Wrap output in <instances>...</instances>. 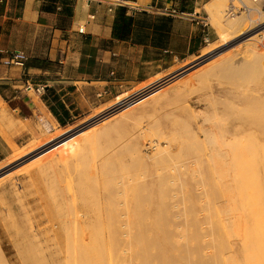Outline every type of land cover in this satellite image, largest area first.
Here are the masks:
<instances>
[{
	"label": "rangeland",
	"instance_id": "obj_1",
	"mask_svg": "<svg viewBox=\"0 0 264 264\" xmlns=\"http://www.w3.org/2000/svg\"><path fill=\"white\" fill-rule=\"evenodd\" d=\"M60 1L65 4L69 10L74 0ZM196 1L197 3H195V0H187V4L188 6L192 5V7L196 6L195 9L201 11L199 19L209 26L210 34L209 38L203 42L201 48L195 54L174 61L166 68H156V72L143 80L139 79L134 82L123 83L120 90L112 94L108 99L96 96L95 101L89 105L90 108L83 110V113L78 116L76 113L79 112V110L73 109L75 104L71 103L69 98H61L53 88L49 87L46 89L44 86V90L40 94L43 98H47L46 102L54 106L55 110L59 113L63 112V110L67 111L66 115H61L65 121L64 125H61L58 120L56 123L50 118L47 119L45 116H40V120L35 123V128L31 129L29 126H26L30 134H28V138L25 142H18L17 144L13 140V136L18 135L19 132L22 131V128L16 126L11 114L5 111L0 104V132L5 136L11 146V152L7 156L0 158V264H62V262L63 264H69L67 262H70L69 259L71 257L69 256H71L72 253L67 254L69 250L67 237H69L70 234L72 236L74 235L72 230H74V233L75 230H77L73 228V224H75V227L76 225L81 226L82 223V226H87V224H94L95 220H97L96 224L98 222L101 223V220L106 218L105 221L109 224V233H116V238H119V244L122 246L119 245V248L125 249L122 253L120 251L121 258L125 255L127 256L128 250L124 247H126L125 240L128 236H126L125 233H127V231L129 233L132 230L129 228L128 222L133 218V215H130L131 213H129L130 211L126 203L132 198L130 196L137 191H134V188H138L140 190L139 194L143 197L140 215L143 217V224L145 227L148 228L153 214H151V211L155 210V212L157 214L160 213L163 220L166 221L165 227L168 228L167 232L169 234L174 236L179 231L183 230L187 236L193 233H195V235L197 233L200 237L202 236L199 241L188 243L190 259L194 261L195 258L201 257L205 261L211 262L212 246L209 245H211L210 235L212 237L214 234L212 233L213 230H216L214 224V220L217 217L216 207H224L227 202L226 196L224 198L222 195L223 192L229 193L231 196V203L233 200L238 204L242 203L241 201H250L256 205L257 195L253 194L249 197L242 180L236 183L231 182L232 175L228 181V173H225L227 172V167L225 164H222L220 167L219 162L224 159L231 161L230 159L232 158L230 162L231 173H234V169L238 167L241 174L242 167L237 166L235 161L238 160L236 159L237 157L242 158V155L238 154L237 157L234 158L236 156L235 149H239L240 151L245 150L244 147L239 148V140L242 138L245 144H252L255 141V143H253L254 148L258 147V139L262 138L264 141V133L262 131L264 130V119L260 118L264 113H262V115L257 113L259 116H254L255 113L254 115L250 114L251 111L253 112L252 109L256 108L257 101H259L257 102L258 105L260 103L259 109L264 107V102L262 103L264 99L261 101V98H264V59L259 55H253L254 57L256 56V59L249 56L252 60L249 57H247V59L249 58L250 60H242V58L245 59V56L241 50L243 49L244 42L248 41L246 38L256 35L255 37L257 40L255 43L259 47V53L262 52L261 50L264 51V0H251L252 4H249L250 0H242L247 3V8H239L241 5L239 0ZM231 1L237 8L236 13L232 16L242 15L246 19L248 17L253 19V21L247 19L248 23L246 24H252L249 26L251 28L248 31L240 32L241 30H238V28V32L237 30L234 32L233 29L235 28L230 27V25L228 26L231 20L230 17L232 16L226 15L225 11ZM110 2L114 4L120 2L118 7L125 6V8H128V6H144L124 0H110ZM255 7L256 9L258 8L259 12ZM147 18L148 21H152L153 17L150 16ZM220 26L228 28L221 33L218 30ZM233 34L237 35L233 36ZM222 36H225V38L229 37L228 39H230V37L233 38L227 40L226 43ZM234 37H237V40ZM220 41L222 43H220ZM215 43H218V45L215 46ZM213 44L214 46H212ZM235 50H238V52ZM207 52H212L213 54L205 57L204 55ZM233 53L238 56H233ZM231 54L235 57V60L233 59L231 61ZM223 55L225 58L227 56L226 60L229 59L227 60L228 68L223 65V70H225V68L228 69L225 70V75L224 72H222L223 70H221V74L219 69V72L217 70L207 75V77L209 76L212 78L204 77L203 80L197 78V72L200 68L202 69L209 63H212L211 61L223 57ZM238 57L242 64L235 68V66L239 64ZM259 59H261V61ZM229 63H233L232 66ZM224 64L226 63L224 62ZM252 66H254L257 71L254 70ZM256 66H259V69ZM220 67L221 69L223 68L222 66ZM238 67H242L243 69H239ZM246 68H252L251 72L254 71L255 75L253 72L251 75H254L253 77L256 76V79L254 78L252 81L253 78L248 76V71L250 69L247 71ZM170 79L176 80L173 81ZM244 80H246V82ZM240 81H243V83H240ZM167 83L169 86H167ZM40 84L44 83L40 82ZM157 85L160 87L163 86V89H161L162 93L159 91V94H156L155 97H151L153 99L149 98V104L147 102L143 105L140 103L141 105L136 104L135 107L132 106L133 110L129 108V110L117 112L118 115L116 114L117 116H115L113 120L110 119L112 120L110 121V125L112 126L113 124V126L111 127L108 125L107 127L109 128L104 127L107 128L109 132L101 127V123L110 118L108 117L106 119L104 117L105 114H107L105 112L113 109L114 107H111L115 105L116 101L124 99L125 97L128 99L133 98L141 93L142 89L144 91ZM211 99L214 104L210 103ZM231 99L232 101L234 100V102L231 101V103H227V106L226 101L229 102ZM150 100H153L152 102L154 104ZM253 100L255 101L254 104H252L254 102ZM233 103L237 107L239 105L244 107L248 105V108L245 107L247 109H250L249 106L251 105L255 106H252L251 111L243 110L245 111L243 115L239 113L242 112V107L239 106V108H237L235 105L233 106ZM229 104H232L233 107H230ZM235 107L239 110H236ZM259 109L257 112H259ZM96 110L98 112L99 110L101 111L98 114H94ZM247 111L248 116H245ZM261 111L263 110H260L259 113H261ZM258 117L260 119H258ZM258 121L263 123L261 124L260 122L257 124ZM254 123L255 127L260 124L259 127H261V130L259 127L256 128L257 131L260 130L263 137L259 134V131L258 135L261 137L255 133L256 128L253 131ZM42 126L43 130L41 132ZM223 126L227 133L223 130ZM97 127L98 130L102 128L103 131H106V134L103 132L105 136L108 133L110 135L108 134V137H105L103 133H101L102 130H99L100 133H94L89 137L88 134L91 133L90 130H92L93 133L97 130ZM111 128H114V130H111ZM242 129L244 131L246 129V137ZM60 130H62V132ZM250 130L256 135H253ZM44 132L47 134H44ZM74 134L78 135L75 136ZM69 135L72 137L75 136L72 140H80V137L83 138L79 141L78 145L80 146L77 144H75L77 146L73 145L71 152L68 150L70 149L69 143H67L66 146L65 144H61L64 140H68V138L71 137ZM247 135H250L248 137L249 139L252 137V142H250L251 140L247 141ZM50 136L52 138H50ZM33 137L34 139H38L35 141ZM235 137L236 139H240L237 141ZM253 138H257V142L256 139L254 140ZM242 139L240 141H242ZM234 140L237 142L235 143ZM31 141H35L38 145L40 144V147L38 145H36V148L33 147L35 144L32 146ZM41 141L43 142L42 144ZM108 141L110 143H108ZM263 141L261 145L264 144ZM243 142L242 144L244 145ZM135 143L139 151L135 149ZM237 143L239 144L237 145ZM28 144L32 147L30 146L31 148L27 152L25 148H27ZM60 144L65 147H62ZM232 144H236L234 146L236 148H234ZM59 146L61 147L59 148ZM41 147L43 149H41ZM233 150L235 152H233ZM138 153H141V155L139 156ZM16 154H20L19 157ZM60 154H64L63 157H60ZM36 155L40 156L38 157ZM13 156H15L14 159ZM25 156L26 158H24ZM34 157H36L37 161ZM47 157V162L50 164L48 163L47 165L46 161L40 162L39 164L38 161L47 159ZM137 160L143 162L139 163ZM154 160H160L161 162H156ZM242 160L244 159L242 158ZM35 162H37V165ZM109 162L110 164H108ZM22 163H24L25 166ZM155 163H157V165ZM258 164L261 165L262 163ZM23 166L24 168H22ZM242 166L245 165L242 164ZM189 167H191V169ZM20 168H22V170ZM243 168L245 169V167ZM259 168H257L259 179L258 182L255 183L256 185L259 184L262 179L259 174ZM89 171L93 172L89 173ZM244 171L242 173H244ZM88 178L91 179V181ZM210 183L213 189H211ZM151 185L154 186L153 188H155V185L159 188V208L158 205L151 204L149 200V189ZM209 188L210 190H208ZM154 190L156 191V189ZM107 192L109 194H107ZM110 200H112L114 204L113 210L109 209ZM223 212L224 211L220 212L222 216H224V214L227 215V212L224 214ZM213 215L215 218L212 217ZM78 222H80V224H78ZM80 226H78V228ZM195 226L199 229L197 232ZM197 226H200V228ZM81 229L83 228L80 227L78 231ZM86 229L84 228L83 232L81 231L84 237L83 239L82 234L78 233V237L80 239L81 236L83 243H85L87 238H91L89 230V232L87 231V233H85ZM84 233L86 235L89 233L90 236L86 238ZM109 233H106V235ZM63 235H66V239ZM192 236H194V234ZM233 237L237 239V235L235 237L233 234V236H231L232 240H234ZM70 238L72 237L70 236ZM66 241L68 243H66ZM184 241V238L178 240L177 246L179 249L184 247ZM88 243H90V241L88 242L87 240L86 244ZM70 248L72 251L74 250L72 247ZM71 250H69V252H72ZM65 260L67 262H65ZM154 264H157V262ZM175 264H183V261L177 260Z\"/></svg>",
	"mask_w": 264,
	"mask_h": 264
},
{
	"label": "crops",
	"instance_id": "obj_2",
	"mask_svg": "<svg viewBox=\"0 0 264 264\" xmlns=\"http://www.w3.org/2000/svg\"><path fill=\"white\" fill-rule=\"evenodd\" d=\"M124 1L144 5L128 6L126 13L138 20L145 13L156 25L137 24L128 38L120 39L112 34L119 4L110 0H74L70 12L60 0H0V104L22 128L13 136L17 144L25 142L26 126L35 128L40 116L57 123L47 98L35 91L40 82L69 98L78 116L96 96L110 98L123 83L143 80L195 54L209 38V26L199 19L196 6L187 4L192 10L180 11L181 0ZM81 25L84 33L77 31ZM13 49L28 56L23 66L2 63L4 52ZM10 152L0 132V158Z\"/></svg>",
	"mask_w": 264,
	"mask_h": 264
},
{
	"label": "bare ground",
	"instance_id": "obj_3",
	"mask_svg": "<svg viewBox=\"0 0 264 264\" xmlns=\"http://www.w3.org/2000/svg\"><path fill=\"white\" fill-rule=\"evenodd\" d=\"M237 1V0H236ZM239 1H241L242 3H245V2H243L242 0H239ZM245 1H247V0H245ZM249 2V1H248ZM247 3H245V5H246ZM249 4H252V2H251V0H250V3ZM255 6V5H254ZM257 6V5H256ZM246 7H247V5H246ZM251 7V6H250ZM255 9H256V7H255ZM260 9V8H259ZM257 11H258V8L256 9ZM255 10V11H256ZM259 12V11H258ZM249 14H251V13H249ZM262 15V14H261ZM250 16V15H249ZM264 16V15H263ZM253 17V16H252ZM255 17V16H254ZM258 17V16H257ZM231 18V20L229 21V23L230 24H228V26L230 25V27H232V28H235V29H233L234 30V32H235V30H237L238 28V30H241L240 32H244V31H248L251 27H249L250 25H252V24H246V23H248L247 21L248 20H252L253 21V19H251L250 17H248L247 19L245 18V17H243L242 15H237V16H232V17H230ZM255 21V20H254ZM257 21H258V19H257ZM254 23V22H253ZM217 25V24H216ZM220 25V24H219ZM263 25V24H262ZM259 26V25H258ZM255 27H256V24H255ZM226 28H228V27H224V26H220L219 28H218V30L221 32V33H223L224 32V30H226ZM238 30H237V32H238ZM231 31V30H230ZM236 32V33H237ZM259 32H260V30H259ZM250 33V32H249ZM248 33V34H249ZM244 34V33H243ZM247 34V33H246ZM252 34V33H251ZM254 34V33H253ZM257 34H258V32H257ZM222 35V34H221ZM224 35V34H223ZM235 35H237V34H233V36H235ZM245 35V34H244ZM226 36V35H225ZM225 36H222V38H223V40H224V42H226L227 43V40H230L231 38H233V37H230V39H228L229 37H226L225 38ZM229 36V35H228ZM239 36V35H238ZM249 36V35H248ZM256 36V35H255ZM249 37V38H246V40H248V41H246V42H244V44H243V49H241V48H239V49H241L242 50V53H243V55L245 56L244 58L245 59H243L242 58V60H250L251 59V57L254 59H256V56L254 57L253 55H259V56H261V58L262 59H264V51L263 50H261L262 52H260L259 53V47H258V45L255 43V41L257 40V38L256 37ZM244 37V36H243ZM242 37V38H243ZM235 38V37H234ZM237 38V37H236ZM235 38V39H236ZM245 38V37H244ZM222 40V39H221ZM234 40V39H233ZM237 40V39H236ZM235 40V41H236ZM241 40V39H240ZM250 40V41H249ZM252 40V41H251ZM234 41V42H235ZM238 41H239V39H238ZM229 42V41H228ZM242 42V41H241ZM220 43H222L221 41H220ZM230 43V42H229ZM242 44V43H241ZM218 45V43L216 44L215 43V46H217ZM220 45H222V44H220ZM230 45V44H229ZM229 45H227V46H229ZM240 45V44H239ZM212 46H214V44L212 45ZM227 46H225V47H227ZM224 47V48H225ZM261 47V46H260ZM211 48V47H210ZM209 48V49H210ZM214 48V47H213ZM212 48V49H213ZM216 48V47H215ZM237 48H238V46H237ZM262 48V47H261ZM207 49V48H206ZM203 50V49H202ZM216 50V49H215ZM217 50H220V49H217ZM204 51H207V50H204ZM222 51V50H221ZM220 51V52H221ZM236 51V50H235ZM213 52V51H212ZM212 52H207V53H205V57H208V56H211V54H213ZM236 52H238V50L236 51ZM241 52V51H240ZM234 54V53H233ZM240 54V53H239ZM215 55H216V53H215ZM225 55V54H224ZM224 55H223V57H219L218 59H215L214 61H211L212 63H209L207 66H205V67H203L202 69L200 68L199 69V71L197 72V74H198V79L199 80H203V78L204 77H207V75L208 74H210V73H213V72H215V71H217L218 70V72H219V69H220V72H221V70H223L224 69V66L223 65H225L226 67H227V63H228V61L227 60H229V59H227L226 60V58H227V56H226V58L224 57ZM227 55V54H226ZM236 54H234L233 56H235ZM222 56V55H221ZM231 56V61L236 57V56H238V55H236L235 57H233L232 56V54L230 55ZM249 56H251V57H249ZM203 57V56H202ZM241 57H242V55H241ZM247 57H249L248 59H247ZM228 58H229V55H228ZM260 58V57H259ZM202 59V58H201ZM200 59V60H201ZM237 59H239V57L237 58ZM236 59V60H237ZM199 60V61H200ZM205 60V59H204ZM235 60V59H234ZM252 60V59H251ZM260 61H261V59H259ZM241 60L239 59V64L238 65H236L235 66V68L237 67V66H240L242 63L240 62ZM224 62L226 63V64H224ZM230 62V61H229ZM238 62V61H237ZM197 63V62H196ZM231 66H232V64L233 63H229ZM236 64V63H235ZM234 64V65H235ZM229 65V66H230ZM220 66H222L223 68L221 69V67ZM253 67V69L254 70H256L257 71V69L256 68H254V66H252ZM257 67V66H256ZM259 67V66H258ZM257 67V68H258ZM228 68V67H227ZM227 68H225V70H228ZM239 69L240 68H242V67H238ZM230 69V68H229ZM243 69V68H242ZM241 69V70H242ZM247 69V68H246ZM250 68H248L247 69V71L249 70ZM259 69V68H258ZM183 70H184V68H183ZM190 70V69H189ZM225 70H223L222 72H224V75L226 74L225 72ZM238 70V69H237ZM240 70V71H241ZM251 70H252V68L248 71V76L249 77H252L253 79H252V81L254 80V78L256 77H253L254 75H255V73H254V71H252L253 73H254V75H251ZM182 71V70H181ZM180 71V72H181ZM260 71V70H259ZM190 72V71H189ZM222 72H221V74H222ZM245 72H246V70H245ZM187 73V72H186ZM215 74V73H214ZM213 74V75H214ZM183 75V74H182ZM213 75H211V76H213ZM223 75V76H224ZM176 76V75H175ZM180 77V76H179ZM193 77H194V75H193ZM249 77H247V78H249ZM190 78H192V77H190ZM196 78V79H197ZM207 78H212V77H207ZM256 79V78H255ZM170 80H173V79H170ZM170 80H168V81H170ZM176 80V79H175ZM175 80H173V81H175ZM205 80H206V78H205ZM204 80V81H205ZM216 80V79H215ZM226 80V79H225ZM173 81H171V82H173ZM208 83H209V81L208 80H206ZM217 81V80H216ZM222 81H223V79H222ZM221 81V82H222ZM245 82H246V80H244ZM167 82V81H166ZM171 82H169V83H171ZM178 82V81H177ZM189 82V81H188ZM218 82V81H217ZM204 83V82H203ZM219 83V82H218ZM240 83H243V81H240ZM252 83V82H251ZM251 83H249V84H251ZM155 84V83H154ZM160 84V83H159ZM164 84V83H163ZM168 84V83H167ZM166 84V85H167ZM180 84V83H179ZM248 84V83H247ZM161 85H162V82H161ZM170 85H172V84H170ZM187 85V84H186ZM205 85V84H204ZM240 85V84H239ZM167 86H169V84L167 85ZM166 86V87H167ZM227 86H229V85H227ZM240 86H242V85H240ZM250 86V85H249ZM163 87V86H162ZM162 87H160L159 85H157V86H155V87H151V89L150 88H148V89H146V90H144L143 91V89L141 90L142 92L141 93H139L137 96H135V97H133V98H130V99H128V98H124V99H120L119 101H116L115 102V105L114 106H112L111 108H113V109H110L111 110V112H110V110L109 111H106L105 113H107V114H105V118L107 119L108 117H110L109 119H107L106 121H104V122H102L101 124H102V128L103 129H105L106 131H108L109 132V130H107V128H109V127H107L108 125H110V121H112L113 120V118L115 117V116H117L118 114H117V112H119V111H121V110H129V108L130 109H132L133 110V107L132 106H134L135 107V105L136 104H140V103H142V105L143 104H145V102H147L148 103V100H149V98H151L152 96H156V94H159L158 92L160 91L161 93H162V90L161 89H163ZM171 87V86H170ZM200 87V86H199ZM140 88V87H139ZM165 88V87H164ZM240 88V87H239ZM239 88H237L238 90H240ZM244 88V87H243ZM180 89V88H179ZM167 90V89H166ZM165 90V91H166ZM185 90V89H184ZM231 90V89H230ZM238 90H236L237 92H239ZM224 91V90H223ZM241 92V91H240ZM248 92V91H247ZM136 93V92H135ZM138 93V92H137ZM243 93V92H242ZM241 93V94H242ZM141 94V95H140ZM245 94V93H244ZM131 95H132V93H131ZM215 95V94H214ZM252 95V94H251ZM162 96V95H161ZM164 96H166V95H164ZM163 96V97H164ZM174 96V95H173ZM216 96V95H215ZM264 96V95H263ZM128 97V96H127ZM163 97H161V98H163ZM262 97V96H261ZM161 98H159V99H161ZM235 98V97H234ZM128 99V100H127ZM151 99H153V98H151ZM255 99V98H254ZM264 98L262 97L261 98V101L263 100ZM224 100H226V99H224ZM258 100H259V98H258ZM151 102L153 101V100H150ZM158 101V100H157ZM231 101H232V99L231 100H229V102L228 101H226V105H227V103H231ZM254 101V100H253ZM122 102V103H121ZM154 102H156V101H154ZM232 102H234V100L232 101ZM257 102H259V101H257ZM256 102V108L260 105V103H259V105H258V103ZM264 101H262V103H263ZM121 103V104H120ZM153 103V102H152ZM156 103H158V102H156ZM210 103H213L214 104V102H213V100L211 99V102ZM252 103V102H251ZM255 103V101L252 103V104H254ZM120 104V105H119ZM149 104V103H148ZM154 104V103H153ZM225 104V103H224ZM110 105V104H109ZM112 105V104H111ZM117 105V106H116ZM141 105V104H140ZM230 105V104H229ZM235 104L233 103V106H234ZM244 105V104H243ZM250 105V104H249ZM116 106V107H115ZM118 106H120V107H118ZM228 106V105H227ZM232 106V104L230 105V107ZM232 106V107H233ZM236 106V105H235ZM240 106V105H239ZM239 106L237 107V108H239ZM248 106V105H247ZM247 106H245V107H247ZM252 106L254 107L255 105H251V106H249L250 107V109H247V108H245L244 106H240V107H242V108H245V109H242L241 108V110H242V112H239V113H241V114H243L244 115V112L245 111H243V110H250L251 111V109H252ZM262 106V105H261ZM132 107V108H131ZM226 107V106H225ZM235 107V108H236ZM263 107V106H262ZM236 108V110H239V109H237ZM256 108H254V109H252L253 110V112L251 111L250 112V114H253L254 115V113H255V115L254 116H259V115H262V113H264V107L262 108V109H259L260 108V106L258 107V109H259V112H260V110H263V111H261V113H259V112H257L258 111V109H257V111H256ZM103 109V108H102ZM234 109V108H233ZM232 109V110H233ZM106 110V109H105ZM101 110H99V112H100ZM103 111V110H102ZM97 110L95 111V113L94 114H98L99 113ZM109 112V113H108ZM247 113H248V111L246 112V115L245 116H248L247 115ZM257 113L259 114V115H257ZM117 114V115H116ZM253 116V117H254ZM263 116V117H262ZM262 116H260V118H263L264 119V115H262ZM99 117V116H98ZM103 117V118H104ZM251 118H252V116H251ZM257 118V117H256ZM259 117H258V119H260ZM100 119H101V117H100ZM110 119H112V120H110ZM179 119V118H178ZM253 119V118H252ZM251 119V120H252ZM99 121V120H98ZM102 121V120H101ZM227 121V120H226ZM264 121V120H263ZM94 122V121H93ZM251 122V121H250ZM261 121H258L257 122V124L258 123H260ZM43 123V122H42ZM96 123H97V121H96ZM95 123V124H96ZM263 122H261V124H262ZM90 124H92V123H90ZM252 124V123H251ZM33 125V124H32ZM40 125H42V124H40ZM94 125V124H93ZM96 125H98V124H96ZM96 125H94V126H96ZM263 125H264V123H263ZM39 126V125H38ZM38 126H37V128H38ZM45 126V125H44ZM92 126V125H91ZM111 126V125H110ZM112 126H113V124H112ZM111 126V127H112ZM246 126H248V125H246ZM250 126H252V125H250ZM249 126V127H250ZM259 126H260V124H259ZM259 126H257L256 125V127H259ZM32 127V126H31ZM104 127H107V128H104ZM227 127V126H226ZM249 127H246V128H249ZM253 131L255 130V123L253 124ZM264 127V126H263ZM262 127V128H263ZM48 128V127H47ZM81 128V127H80ZM86 128H87V126H86ZM89 128V127H88ZM93 128V127H92ZM91 128V129H92ZM95 128V127H94ZM102 128H100L99 130L101 131V133H103V132H105V134H106V131H103V129ZM242 128H244V127H242ZM252 128V127H251ZM260 128V130H261V127H259ZM49 129V128H48ZM96 129V128H95ZM94 129V130H95ZM225 128H224V126H223V130H224ZM42 130H43V126H42V128H41V132H42ZM82 130V129H81ZM85 130V129H84ZM90 130V129H89ZM99 130H98V127H97V130L96 131H94L93 133H92V130H90V134H88V136L90 137L92 134H94V133H97V132H99ZM111 130H114V128H111ZM110 130V131H111ZM151 130V129H150ZM149 130V131H150ZM226 130V129H225ZM224 130V131H225ZM243 130V129H242ZM260 130H258L259 132H260ZM45 131V130H44ZM61 132H62V130H60ZM80 131V130H79ZM78 131V132H79ZM223 131V132H224ZM244 131V130H243ZM251 131V130H250ZM253 131H251V133H253V135H256L255 133H257V135H258V131H257V128H256V131H255V133L253 132ZM263 131V133H264V130H262ZM45 132H48L47 130L45 131ZM44 132V134H47V133H45ZM56 132V131H55ZM64 132V131H63ZM80 132H82V131H80ZM107 132V133H108ZM113 132H115V131H113ZM226 132V131H225ZM245 132H246V129H245V131H244V136L246 135L245 134ZM57 133V132H56ZM60 133V132H59ZM86 133H88V132H86ZM100 133V132H99ZM227 133V132H226ZM250 133V134H251ZM53 134V133H52ZM65 134H66V132H65ZM83 134V133H82ZM109 134V133H108ZM107 134V135H108ZM248 134H249V132H248ZM260 135L262 134L261 132L259 133ZM56 135V134H55ZM54 135V136H55ZM58 135V134H57ZM62 135V134H61ZM72 135V134H71ZM71 135H69V136H71ZM75 136H77L76 134H74ZM84 135V134H83ZM97 135V134H96ZM103 135H104V133H103ZM105 136V137H108V136ZM110 135V134H109ZM252 135V134H251ZM252 135V136H253ZM260 135H258L259 137H261ZM42 136H43V134H42ZM63 136V135H62ZM68 136V135H67ZM73 136V135H72ZM70 137V138H68V140L66 139V140H64L61 144H65V146H66V144L67 143H69L68 145H69V148L70 149H68L70 152H71V149H72V147H73V145H75V144H79V141L81 140V138L82 137H80V140L79 139H77V140H72V139H74V137ZM94 136V135H93ZM244 136H241V137H244ZM250 136V135H249ZM248 135H247V138L249 137ZM258 136H257V138H258ZM45 137V136H44ZM56 137H58V136H56ZM246 137V136H245ZM263 137V136H262ZM50 138H52L51 136H50ZM55 138V137H54ZM60 138H61V136H60ZM62 138H66V137H62ZM77 138V137H76ZM101 138V137H100ZM102 138H104V137H102ZM239 138V137H238ZM246 138V139H247ZM251 139H252V137H250ZM257 138H255L256 139V142H257ZM264 138V137H263ZM33 139H34V137H33ZM38 139V138H37ZM37 139H34L35 141L37 140ZM47 139V138H46ZM83 139V138H82ZM235 139H236V137H235ZM240 139V138H239ZM239 139H236L237 141L239 140ZM242 139V138H241ZM240 139V140H241ZM251 139H249L248 138V140L247 141H249V140H251ZM254 139V138H253ZM254 139V140H255ZM56 140V139H55ZM54 140V141H55ZM71 142H70V141ZM85 140V139H84ZM87 140H89V139H87ZM86 140V141H87ZM108 140V139H107ZM236 140H234L235 141V143L237 142ZM239 140V142H240V144L239 143H237V145L239 146V148H243L244 147V149L245 150H243V151H240L239 149H235L236 150V156L234 157V156H232V157H234V158H236L237 157V155L238 154H241L242 155V158L244 159V160H242V158H236V159H238V160H236L235 161V164H237V166H240V167H242V170H241V174L243 175H241L240 174V172H239V169H238V167L237 168H235L234 170H235V172L233 173H231V165H230V162L232 161V158L230 159L231 161H227L226 159H224V160H221L220 162H219V165H220V167L222 166V164H225V166L227 167V172H225V173H228L227 174V180L229 181V178H230V176L232 175V181L231 182H233V183H236L237 181H239V180H242V182L244 183V187L246 188V193H248V196L250 197V196H252L253 194H256L257 195V200H256V205H254V203L253 202H250V201H241L242 203H240V204H238L237 202H235L234 200L232 201V203H231V200H230V198H231V196L229 195V193L228 192H223V196H224V198H225V196H226V198H227V202L225 203L226 205L223 207V206H220V207H216V212H217V217L215 218L214 217V215L212 216V217H214L215 218V220L214 219H212V220H214V224H215V228H216V230H213V232L212 233H214L213 235H212V237H211V235H210V240H211V245H209V246H212V250H211V255H212V261L211 262H207V261H205L204 259H202L201 257H198V258H195V260L194 261H192L191 259H190V250H189V248H188V243H191L192 241H199L200 239H201V237L199 236V235H197V233H196V235H195V233H193L194 234V236H192V235H189V236H187V235H185V233L183 232V230L182 231H179L177 234H175L174 236L173 235H171V234H169L168 232H167V230H168V228L167 227H165L166 226V221H164L163 220V218H162V216H161V214L159 213V214H157L156 212H155V210H152L151 211V214H152V219L150 220V223H149V226H148V228L147 227H145L144 226V224H143V217L140 215V211H141V206H142V204H143V197H141V195L139 194V192H140V190L138 189V188H134V191H136L134 194H132V196H130V197H132L131 199H127L128 201H127V203H126V206L129 208V213H131L130 215L132 216L133 215V218H131L130 219V222H128V225H129V228H131L132 230H131V232H129L128 233V231H127V233H125V235L126 236H128L127 238H126V240H125V246L126 247H124V248H126L127 250H128V255L125 257L123 254H121V255H123L124 257H122L121 258V256H120V251H121V253H122V251L124 250L125 251V249H120L119 248V238L117 239L116 238V233H109V231H108V228H109V224H108V222H106L105 220L107 219H102L101 220V223H97L96 224V221L97 220H95V223L94 224H92V225H88L87 224V226L86 225H83L82 226V224H81V226L80 225H76V227H75V224H73L74 225V227L73 228H75V229H77V230H75V233H74V230H72L73 231V236L70 234L69 235V237H67V240H68V242H69V250H71V248L70 247H72L74 250L72 251V252H69V250H68V253L67 254H71V256H69V257H71L70 259H69V261L70 262H67L66 260H65V262H67V263H69V264H154L155 262H157V264H175V262L177 261V260H182L183 261V264H264V144L263 145H261V142L263 141L262 140V138L261 139H258V147H256V148H254V144L253 143H255V141L251 144V143H248V144H245V142H243V139H242V141H240ZM260 140H262V141H260ZM35 141H31V145L33 146V144H35V146H33V147H37L36 145H38L37 143H35ZM45 141V140H44ZM53 141V142H54ZM67 141H69V142H67ZM98 141V140H97ZM253 140H251L250 142H252ZM260 141V142H259ZM50 142V141H49ZM92 142V141H91ZM233 142V141H232ZM232 142H230V143H232ZM242 142L244 143V145L242 144ZM264 142V141H263ZM43 142L41 141V144H42ZM85 143V142H84ZM108 143H110L109 141H108ZM260 143V144H259ZM47 144H48V142H47ZM52 144V143H51ZM54 144H55V142H54ZM60 144V145H61ZM242 144V145H241ZM31 145H27V148H25L26 150H27V152H28V150L32 147ZM63 145H61L62 147H65V146H63ZM77 145H75V146H77ZM93 145V144H92ZM95 145V144H94ZM135 145H136V143H135ZM134 145V147H135V149L137 150V151H139L137 148V145L135 146ZM230 145V144H229ZM233 145V147L236 145H234V144H232ZM231 145V146H232ZM31 146V147H30ZM39 147H40V144L38 145ZM49 146V145H48ZM61 146H59V148L61 147ZM78 146H80V145H78ZM91 146V145H90ZM89 146V147H90ZM67 148H68V146H67ZM234 148H236V147H234ZM41 149H43L42 147H41ZM91 149V148H90ZM34 150H36V149H34ZM45 150V149H44ZM95 150H96V148H95ZM141 150V149H140ZM19 151V150H18ZM17 151V152H18ZM98 151V150H97ZM16 152V153H17ZM43 152V151H42ZM42 152H40V153H42ZM47 152V151H46ZM89 152V151H88ZM94 152V151H93ZM233 152H235L234 150H233ZM30 153H31V151H30ZM36 153V152H35ZM48 153V152H47ZM18 154V153H17ZM16 154V155H17ZM28 154V153H27ZM90 154V153H89ZM15 155V154H14ZM20 155V154H19ZM19 155H17L18 157H19ZM64 155V154H63ZM63 155L62 154H60V157L62 156L63 157ZM138 155L140 156L141 155V153L139 154L138 153ZM137 155V156H138ZM23 156H24V154H23ZM22 156V157H23ZM31 156V155H30ZM34 156V155H33ZM36 156H38V155H36ZM40 156V155H39ZM38 156V157H39ZM230 156H231V154H230ZM14 157L15 156H13V159H14ZM45 157V156H44ZM90 157V156H89ZM222 157V156H221ZM24 158H26V156L24 157ZM136 158V157H135ZM141 158V157H140ZM139 158V159H140ZM226 158V157H225ZM233 158V159H234ZM12 159V160H13ZM19 159V158H18ZM23 159V158H22ZM34 159L36 160V157H34ZM50 159H51V157H50ZM56 159V158H55ZM137 159V158H136ZM162 159V158H161ZM160 159V160H161ZM228 159V158H227ZM11 160V159H10ZM10 160H8V161H10ZM17 160V159H16ZM39 160V159H38ZM47 160H48V157H47V159H44V160H42V161H38L39 162V164H40V162L42 163L43 161H46L47 162ZM115 160V159H114ZM160 160H157V161H160ZM34 161V160H33ZM37 161V160H36ZM55 161V160H54ZM138 162H139V160H137ZM153 161V160H152ZM154 161H156V160H154ZM156 161V162H157ZM19 162V161H18ZM46 162H45V166H46ZM51 162H52V160H51ZM140 162H143V161H141L140 160ZM139 162V163H140ZM161 162V161H160ZM234 162V161H233ZM13 163V162H12ZM24 163H26V162H24ZM24 163H22L24 166H25V164ZM36 163V165H37V162H35ZM35 163H34V165H35ZM48 163L49 162H47V165H48ZM54 163V162H53ZM154 163V162H153ZM159 163V162H158ZM258 163H262L261 165H259ZM27 164V163H26ZM38 164V165H39ZM50 164V163H49ZM105 164H107V163H105ZM108 164H110V162L108 163ZM114 164V163H113ZM156 165H157V163H155ZM154 164V165H155ZM231 164H234V163H231ZM242 164H244L245 166H242ZM14 165V164H13ZM135 165H136V163H135ZM141 165V164H140ZM153 165V166H154ZM155 165V166H156ZM192 165V164H191ZM217 165V164H216ZM24 166L22 167V168H24ZM112 166V165H111ZM1 167V166H0ZM20 167V166H19ZM18 167V168H19ZM27 167V166H26ZM36 167V166H35ZM43 167V166H42ZM108 167V166H107ZM192 167V166H191ZM191 167H189L190 169H191ZM243 167H245V169L243 168ZM260 167V168H259ZM13 168V167H12ZM22 168H20L21 170H22ZM41 168V167H40ZM234 168V167H233ZM257 168H259L260 170H259V174L261 175V182L259 183V184H255V183H257L258 182V169ZM1 169V168H0ZM15 169V168H14ZM29 170V169H28ZM36 170V169H35ZM34 170V171H35ZM245 170V171H244ZM263 170V171H262ZM27 171V170H26ZM96 171V170H95ZM105 171H107V170H105ZM233 171V170H232ZM244 171V173H242ZM2 172V171H1ZM20 172V171H19ZM27 172H29V171H27ZM90 172H93V171H89V173ZM184 173V172H183ZM27 174V173H26ZM3 175V174H2ZM90 175V174H89ZM178 175V174H177ZM7 176V175H6ZM10 176V175H9ZM94 176V175H93ZM4 177V176H3ZM2 178V177H1ZM5 178V177H4ZM4 178H3V180H4ZM80 178V177H79ZM90 178V177H89ZM88 178V179H89ZM176 178V177H175ZM6 179H8V178H6ZM90 181H91V179H89ZM170 180H173V179H170ZM210 185H211V189H213V186H212V184L210 183ZM2 186V185H1ZM154 186L153 185H151L150 186V189H149V191H150V194H149V200H150V202H151V204H155V205H158V208L160 207V203H159V198H158V192H159V188L157 187V185H155V188H153ZM132 188V187H131ZM110 189V188H109ZM133 189V188H132ZM154 189H156V191L154 190ZM208 190H210V188L208 189ZM109 191V190H108ZM211 191H213V190H211ZM210 191V192H211ZM255 191V192H254ZM59 192V191H58ZM54 193V192H53ZM228 195H227V194ZM107 194H109L108 192H107ZM212 194V193H211ZM226 194V195H225ZM54 196V195H53ZM54 198V197H53ZM59 200V199H58ZM91 203V202H90ZM122 204H123V202H122ZM220 205H224V204H220ZM239 205H241V206H239ZM216 206H219V205H216ZM128 208H126V209H128ZM109 209L110 210H113L114 209V204H113V202H112V200H110L109 201ZM125 209V210H126ZM222 211H224L223 212V214L224 213H226L227 212V215H225L224 214V216H222V214L220 213V212H222ZM221 215H220V214ZM231 216V217H230ZM94 218H96V217H94ZM92 220V219H91ZM210 221H211V216H210ZM92 222H93V220H92ZM197 222V221H196ZM195 222V223H196ZM207 222H209V221H207ZM75 223H76V220H75ZM86 223V222H85ZM211 223V222H210ZM212 223H213V221H212ZM78 224H80V222H78ZM96 224V225H95ZM100 224H101V226H100ZM201 224V223H200ZM78 226H80V227H82L83 229L85 228H87L85 231V233H87V231L89 230L90 231V234H91V238L89 237L90 235H89V233L86 235L85 233V236H86V238L87 237H89V238H87V240H88V242L90 241V243H88V244H86V241H85V243H83V241H82V239L84 238L83 237V234H82V232H83V229H81V230H79L78 231V229H80V227L78 228ZM213 226V225H212ZM70 227H71V225H70ZM198 227V226H197ZM202 227V226H201ZM69 228V227H68ZM195 228H196V226H195ZM198 228H200V226L198 227ZM69 230H71V229H69ZM179 230H180V228H179ZM197 230H199V229H197L196 228V232H197ZM71 231V232H72ZM82 231V232H81ZM88 231V232H89ZM185 231V230H184ZM215 231H216V233H215ZM123 232V231H122ZM65 233H67V232H65ZM78 233H81L82 234V239H81V236H80V239H79V237H78ZM106 233H109V234H107L106 235ZM123 234V233H122ZM233 234L235 235V237H236V235H237V239L236 238H234L233 237V239L234 240H232V238H231V236H233ZM64 237L66 236V235H63ZM70 236L72 237V238H70ZM63 237V238H64ZM118 237V236H117ZM122 238H123V236H122ZM180 238H184L185 239V241H184V247H182V248H180L179 249V247L177 246V242H178V240L180 239ZM65 239H66V237H65ZM90 239V240H89ZM236 239V240H235ZM70 240V241H69ZM73 241V242H72ZM65 242V241H64ZM67 241H66V243H68ZM92 242V243H91ZM121 242V241H120ZM123 243V242H122ZM70 244H71V246H70ZM91 244V245H90ZM67 245V244H66ZM121 246V245H120ZM65 247V246H64ZM122 247V246H121ZM66 248H67V246H66ZM67 248V249H68ZM65 249V248H64ZM66 255V254H65ZM68 257V256H67ZM67 260H68V258H67ZM61 261V260H60ZM48 263V262H47ZM62 264H63V262H62ZM66 264V263H65Z\"/></svg>",
	"mask_w": 264,
	"mask_h": 264
},
{
	"label": "trees",
	"instance_id": "obj_4",
	"mask_svg": "<svg viewBox=\"0 0 264 264\" xmlns=\"http://www.w3.org/2000/svg\"><path fill=\"white\" fill-rule=\"evenodd\" d=\"M185 5H187V0H181V5L179 8L180 11H191L192 10V9L191 10L187 9ZM68 12L70 11L68 10ZM147 17L149 16H146L144 13L141 19L139 20L135 19L132 15H129L126 13L125 7L119 6L115 11V18H114V22L112 26L113 37L120 38V39L128 38L133 28H135L137 24H140L141 27H144V28L146 27L147 24H151V25L155 24L154 21H148ZM168 20L171 21V18H168ZM49 109L51 113L56 117V119L58 120L60 124L62 125L65 124V121L61 115H66L67 114L66 110H63V112L59 113L55 110L54 106H50V105H49Z\"/></svg>",
	"mask_w": 264,
	"mask_h": 264
},
{
	"label": "built area",
	"instance_id": "obj_5",
	"mask_svg": "<svg viewBox=\"0 0 264 264\" xmlns=\"http://www.w3.org/2000/svg\"><path fill=\"white\" fill-rule=\"evenodd\" d=\"M120 2H117L115 5H118ZM240 7L239 8H247L246 5L244 3H242L240 1ZM110 10L112 9L111 7L109 8ZM236 5L231 1L228 5V7L226 8L225 14L226 15H234L236 13ZM165 11L171 13H176L177 11L175 9H166ZM194 13V12H193ZM206 24V23H204ZM77 31L79 33H84V26L81 25L77 28ZM28 56L26 55V53L22 50L19 49H13V50H6L4 52V58L2 60V63L6 66H11V65H19V66H23L25 64V62L27 61ZM31 88V87H29ZM44 90V85L43 84H37L35 86V91L37 93H42Z\"/></svg>",
	"mask_w": 264,
	"mask_h": 264
}]
</instances>
